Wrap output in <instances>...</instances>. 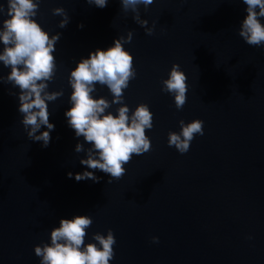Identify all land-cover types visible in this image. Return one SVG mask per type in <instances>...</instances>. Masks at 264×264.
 I'll return each mask as SVG.
<instances>
[{
	"label": "water",
	"instance_id": "1",
	"mask_svg": "<svg viewBox=\"0 0 264 264\" xmlns=\"http://www.w3.org/2000/svg\"><path fill=\"white\" fill-rule=\"evenodd\" d=\"M0 4L6 8L7 0ZM56 7L70 16L64 28L62 17L53 14ZM139 10L148 27L155 25L153 35L133 13L123 12L120 0H108L103 8L86 0H40L35 19L50 35L61 34L48 90L64 94L48 102L55 127L43 147L21 123L19 89L0 82V264H40L35 245L50 242L60 218L74 215L92 218L85 243L95 242L93 233L112 229L110 264H264V46H250L239 36L246 5L154 0ZM129 30L133 39L124 47L137 74L124 90V103L130 110L148 104L151 151L133 155L124 176L110 184L99 170V182L77 181L86 153L75 152L83 137L75 136L65 116L70 71ZM173 63L188 78L180 110L174 96L161 90ZM9 72L0 62V75ZM93 95L112 99L99 84ZM118 107L109 111L115 114ZM181 119L204 122V134L184 154L168 145V133L180 131Z\"/></svg>",
	"mask_w": 264,
	"mask_h": 264
},
{
	"label": "clouds",
	"instance_id": "2",
	"mask_svg": "<svg viewBox=\"0 0 264 264\" xmlns=\"http://www.w3.org/2000/svg\"><path fill=\"white\" fill-rule=\"evenodd\" d=\"M90 5L106 7L108 0H86ZM154 0H120L124 13H133L134 21L144 27L147 35H153L155 25L148 27L142 19L140 6L147 9ZM246 16L240 23L239 36L253 47L264 46V0H243ZM40 0H7V7L0 4V15H5L0 26V62L10 68L7 76L0 75V82L9 83L19 89L18 111L27 136L32 141L42 142L47 147L55 125L50 122L49 101L63 96V89L49 91V82L56 75L57 63L54 55L60 33L50 35L35 17ZM53 14L61 16L59 27L64 28L70 16L63 7H56ZM83 25H80L82 27ZM133 31L126 36L114 38L108 48H96L87 57H82L70 71V107L65 111L68 126L74 130L78 142L75 152L86 153L80 158L83 172L75 174L77 181L91 179L99 182L97 170L110 176L108 184L121 179L125 165L133 155L151 151V141L146 129L153 127V113L147 103L137 104L134 110L124 103V90L136 78V69L131 52L124 45L131 43ZM187 76L178 63H173L166 79H162L161 90L174 96L175 107L180 110L187 102ZM107 86L111 101L104 96H94L96 85ZM15 95V93H11ZM119 105L115 114L109 109ZM180 131H169L168 145L184 154L191 141L204 134V122L193 119L187 123L179 121ZM44 130H41V129ZM85 144L90 145L85 148ZM72 178L73 173L67 174ZM93 221L89 215L61 217L59 226L50 232V242L35 245V255L40 264H110L114 258L116 238L112 229L107 234L93 233L95 242L85 243L87 229ZM158 243V237H152Z\"/></svg>",
	"mask_w": 264,
	"mask_h": 264
}]
</instances>
